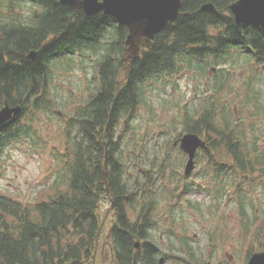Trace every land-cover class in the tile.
<instances>
[{
  "label": "trees",
  "instance_id": "16d2710c",
  "mask_svg": "<svg viewBox=\"0 0 264 264\" xmlns=\"http://www.w3.org/2000/svg\"><path fill=\"white\" fill-rule=\"evenodd\" d=\"M233 1L182 0V11L189 16L155 35L152 45L127 69L123 61L127 30L113 17L101 12L85 16L57 0H0V107L4 101L21 106V114L0 128V167L7 149L22 140L41 152L47 149L50 166L54 162L52 182L43 190L46 198L22 203L0 188V264H93L97 233L110 206L103 228L108 227L117 264H158L163 236L169 248L178 242V251L194 260L176 219L180 196L192 189L180 182L176 171L171 184L167 173L175 164L169 162V151L176 150L172 145L183 133L205 131L213 150L220 139V156L227 159L222 166L228 172L222 181H229L234 174L230 161L248 154L237 146L249 128L226 106L218 117L217 100L207 101L200 113L182 109L183 115L172 117L170 124L157 123L147 95L158 88L154 85L166 87L183 71L231 63L248 47L257 64L264 62V32L235 24L228 8ZM204 3H212L217 13L200 10ZM30 51L36 52L32 59L27 58ZM75 56L81 57L80 65L85 59L93 62L94 75L92 86H86L87 97L71 105L67 114L64 102L53 99L52 80L54 71L75 64ZM227 77L223 74L225 82ZM249 83L251 90L241 101L244 109L258 95ZM224 85L213 84L212 89L219 93ZM141 107L148 119L134 126ZM42 113L59 119L62 147L47 145L34 129ZM149 124L162 128L154 135ZM171 139L172 145L166 142ZM159 140L163 143L158 145ZM242 173L246 174L245 167ZM224 194L216 192L219 198ZM232 198L237 204L248 200L244 195ZM263 234L257 232L256 237Z\"/></svg>",
  "mask_w": 264,
  "mask_h": 264
},
{
  "label": "rangeland",
  "instance_id": "374dc122",
  "mask_svg": "<svg viewBox=\"0 0 264 264\" xmlns=\"http://www.w3.org/2000/svg\"><path fill=\"white\" fill-rule=\"evenodd\" d=\"M251 56L255 57L253 51L248 49L246 58H244V54H241L237 56L239 60L234 59L233 62L224 65L207 63L204 65L206 66L204 70L183 71V73L174 76L166 87L160 84L154 85L158 88L149 90L147 100L149 106L153 108L157 120H159L157 123L167 124L169 122L170 124L172 117L183 115L182 109L196 111L200 108V105L206 104L207 101L217 100L218 117L221 115V107L226 106L229 113L238 115L237 119H244V125L254 130V132H251L249 129L245 141H239L240 147L250 149L251 138L258 133L253 123L257 117H251L248 110L242 107L241 101H245V94L250 92V87L256 93L258 92V95H264L262 80L257 82L252 78V80L250 79L253 74L256 78H262L263 71L258 70L259 68L257 69L256 66H253L252 69H250V66L247 69L245 68L249 63L246 61ZM79 60H82L81 57L75 56L74 65L69 68L65 67L64 70L54 71L52 85L55 88L52 92L55 97L53 99L64 102L62 109L67 114L73 109L71 105H75L87 97L86 86H92L89 81L92 80V75H94L92 71L93 62L85 59L83 60L85 62L80 65ZM222 69L224 72L220 71ZM244 70L246 71L244 72ZM223 74L228 76L226 78L227 82L223 80ZM216 81L217 83H215ZM247 83L250 84V89L247 88ZM213 84L218 87H221L222 84L225 85L222 86L219 93H215L212 89ZM262 100H264V96ZM143 108L141 107L139 110L141 117L135 118L134 126H138V124H142L148 119V115ZM178 109L181 110V113ZM34 124V129L47 142V145L63 146V133L58 118H51L42 113L36 117ZM149 125H151L150 128H152L154 135L162 128V126L154 124ZM202 133H199V135ZM161 142L162 140H159L158 145ZM166 142L172 145V139ZM7 150L0 167L1 193L22 203L33 199L46 198L47 195L44 196L43 190L46 185L49 186L52 182L50 167L54 165V162H52L50 166L48 150L41 152L39 148H31L26 140H22L20 144L11 145ZM170 158L169 162L175 164V168L169 167L167 174L171 175L172 180L174 178L172 174L176 171L180 182L186 183L183 177L185 159L181 152L177 148L174 151L171 150ZM194 174L195 176L189 182L199 188L194 189L192 185L193 187H190V189L193 188L192 190L180 196V201L177 203H181V205L176 204V211L178 212L176 219H178V232L181 234L183 231L186 232L187 242L195 258L192 261L185 253L183 255L182 252L178 251L181 250L178 242L175 243L177 249L169 248L170 245H167L168 241L163 236L159 246L161 252H163L162 256L165 257L163 264H245L248 252L255 251L258 244L261 245L259 241L262 236L258 235L256 237V233L264 231V221L256 224V220L262 218L264 214V196L255 191L244 193L248 200L237 204L232 198L236 195L230 188L231 181H229V185H225L228 189L227 193L224 194L225 198L224 196L219 198L214 191L215 181L209 169L203 168V165L200 164ZM45 179L47 181L44 184ZM174 183L175 181L172 180L171 184L173 186ZM202 189L209 191L204 192ZM241 205H243L242 212L244 211L242 215L240 214ZM161 210L166 211L167 209L163 208ZM107 231L108 227L106 226L99 236L98 252L95 255L94 264L104 263L101 249ZM157 233H159V237L162 235L160 232ZM105 249L108 250V247ZM105 255L109 257L110 252Z\"/></svg>",
  "mask_w": 264,
  "mask_h": 264
},
{
  "label": "water",
  "instance_id": "95a60500",
  "mask_svg": "<svg viewBox=\"0 0 264 264\" xmlns=\"http://www.w3.org/2000/svg\"><path fill=\"white\" fill-rule=\"evenodd\" d=\"M58 2L62 6L74 8L77 12L87 16L101 12L113 17L118 25L126 27L128 34L125 39L126 49L123 57L125 63L137 58L141 48L150 46L154 36L169 23L174 22L180 16H189V13L180 12L181 0H58ZM200 10L216 12L212 3L202 4ZM229 11L233 14L237 24L252 25L264 31V0H236L229 5ZM35 54V52H30L27 57L32 58ZM20 112V106L9 107L5 103L0 109V126L18 116ZM204 146V142L196 134L186 133L181 136L179 149L188 154L184 169L185 175L193 170L195 151ZM106 168L107 153L104 160V176ZM105 186L106 193H108L106 181ZM108 212L109 210L102 219L98 235ZM137 247L138 244H135V248ZM247 264H264V251L253 253Z\"/></svg>",
  "mask_w": 264,
  "mask_h": 264
},
{
  "label": "flooded vegetation",
  "instance_id": "af4514ba",
  "mask_svg": "<svg viewBox=\"0 0 264 264\" xmlns=\"http://www.w3.org/2000/svg\"><path fill=\"white\" fill-rule=\"evenodd\" d=\"M263 69H264V66H263ZM251 78L257 82H260L262 80V82L264 83V71H263L262 78L250 77V79ZM215 83H217V81ZM263 96L264 95L253 96L255 101L252 100V102L250 104H248V106L246 105L247 106L246 110H248V112L250 113V116L251 117H255V116L257 117V119L253 123L255 124V129L258 131V133L253 138H251L250 149H246V151L248 153V154H246L247 156L244 159L239 160V161H236V159H235L236 157H234L233 160L230 159L231 160L230 162L232 164H234V165H231L232 171L234 174L232 175L231 179H229V181H231V183H230L231 187L230 188H231V190H233L235 192V195L246 196L244 193L255 191V192L261 193L264 196V100H262ZM205 106H206V104L200 105V108L197 109V111L199 113L202 112V109L205 108ZM234 117H236L234 119H237L238 115H234ZM241 122L244 123L245 122L244 119ZM249 129L251 132H254V130L251 129L250 127H249ZM186 133H190V132H186ZM198 136L204 142L205 146L200 147L195 151V155H194V159H193V161H194L193 170L188 175L183 174L184 180L186 181L187 184L190 185V187H193L194 185L191 184L189 181H190V179H192L195 176L194 173L197 171L198 166L200 164H202L203 168L206 167L207 169H209L211 171V176L213 177V179L215 181V186H213L214 191L218 192V193H221L222 191L223 192L228 191L227 186L225 187V185L226 184L229 185V181L228 180H226L224 182L222 181L223 174H225L224 176H226L228 172L222 166L223 163H225L227 161V159H223L220 156L222 154V151H223V150H221L220 145H219L220 139L219 138L217 139V142L215 143L216 147L213 150V148L211 147V145L208 142L209 135L207 133L204 134V131H203V133L201 135L198 134ZM178 143H177V145H178ZM172 146L177 147L174 145H172ZM171 150L169 151V155H170ZM237 150L244 151V149L242 147H238V146H237ZM181 154L184 157L185 164H186V162L188 160V154H186L184 152H181ZM244 167L246 170L245 175H243V173H242ZM223 170H225V171H223ZM229 170H230V168H229ZM197 187L198 186L195 185L193 188L195 189ZM202 190L204 192L209 191L206 189H202ZM263 221H264V214L262 215V218H259L258 220H256V224H260ZM247 228H249V227H247ZM259 242H261V243L264 242V234L262 236V239H260ZM106 247H108V250L105 249ZM101 251H102L101 256L104 257V263L103 264H117L115 262L114 255L111 254V245L109 243V236L108 235H106V239L103 243ZM105 251L110 252L109 257H107L105 255L107 253V252L105 253ZM263 251H264V247H261V245L258 244V248L255 251H249L248 252V257L246 259L247 261L245 264H247L249 258L251 257V255L253 253L263 252ZM166 258H168V257H166ZM159 259L160 260L163 259V261H162V264H163L165 261V257L160 256ZM158 264H160V262Z\"/></svg>",
  "mask_w": 264,
  "mask_h": 264
}]
</instances>
